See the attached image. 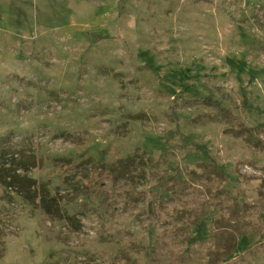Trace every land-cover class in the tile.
<instances>
[{"label": "rangeland", "instance_id": "obj_1", "mask_svg": "<svg viewBox=\"0 0 264 264\" xmlns=\"http://www.w3.org/2000/svg\"><path fill=\"white\" fill-rule=\"evenodd\" d=\"M12 151L0 264H264V0H0Z\"/></svg>", "mask_w": 264, "mask_h": 264}, {"label": "trees", "instance_id": "obj_2", "mask_svg": "<svg viewBox=\"0 0 264 264\" xmlns=\"http://www.w3.org/2000/svg\"><path fill=\"white\" fill-rule=\"evenodd\" d=\"M205 105L222 110V104L211 98L201 99ZM0 182L15 191L25 199L39 203L48 213L61 214L60 201L52 196L51 191L36 179L27 175V172L36 167V156L24 151H12L0 156ZM23 171V173L21 171Z\"/></svg>", "mask_w": 264, "mask_h": 264}]
</instances>
